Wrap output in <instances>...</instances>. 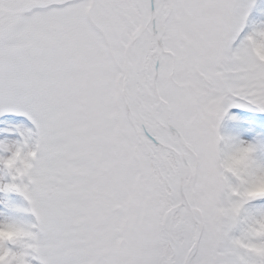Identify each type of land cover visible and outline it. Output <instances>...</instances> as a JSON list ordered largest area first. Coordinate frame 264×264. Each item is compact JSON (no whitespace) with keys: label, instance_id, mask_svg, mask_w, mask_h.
<instances>
[{"label":"snow or ice","instance_id":"snow-or-ice-1","mask_svg":"<svg viewBox=\"0 0 264 264\" xmlns=\"http://www.w3.org/2000/svg\"><path fill=\"white\" fill-rule=\"evenodd\" d=\"M257 40L260 0H0V264H264L220 132L264 112Z\"/></svg>","mask_w":264,"mask_h":264},{"label":"rangeland","instance_id":"rangeland-1","mask_svg":"<svg viewBox=\"0 0 264 264\" xmlns=\"http://www.w3.org/2000/svg\"><path fill=\"white\" fill-rule=\"evenodd\" d=\"M262 114L264 115V112L256 111L252 107H232L229 109L228 116L221 122L220 132L224 136L257 145V158L264 161V116ZM233 116L236 118L232 119ZM0 182L4 181L0 180ZM12 206L23 208L26 202L19 194L0 191V219L3 218L4 213L10 211ZM18 215L25 221L32 218L30 213L21 212Z\"/></svg>","mask_w":264,"mask_h":264},{"label":"clouds","instance_id":"clouds-1","mask_svg":"<svg viewBox=\"0 0 264 264\" xmlns=\"http://www.w3.org/2000/svg\"><path fill=\"white\" fill-rule=\"evenodd\" d=\"M253 54L264 60V40H257L253 45ZM238 140V139H237ZM242 146H247L252 143L244 142L238 140ZM250 159H255V157H250L248 152L242 151L240 148H237L233 153L227 155L223 163L241 173V179H247V165ZM248 191L252 194H259L264 192V173L258 174L253 178V182L249 186Z\"/></svg>","mask_w":264,"mask_h":264}]
</instances>
